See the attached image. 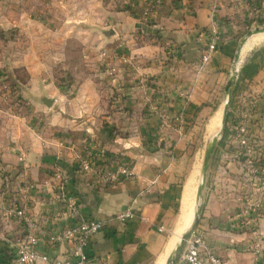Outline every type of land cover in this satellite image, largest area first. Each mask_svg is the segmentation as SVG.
I'll return each mask as SVG.
<instances>
[{
  "label": "crops",
  "instance_id": "0c3cea01",
  "mask_svg": "<svg viewBox=\"0 0 264 264\" xmlns=\"http://www.w3.org/2000/svg\"><path fill=\"white\" fill-rule=\"evenodd\" d=\"M261 3L264 5V0H182L177 3L178 9L172 17L162 19L159 24L171 29L167 31L169 38L164 41L171 43V47L178 46L180 60H171L164 66L157 59H146L145 54L149 52L143 46L139 48L138 52L144 54L139 60L140 71L152 77V83L143 85L116 79L108 88L107 95L110 93L111 99L76 97L70 103L72 113H59L54 125L44 127L40 133L34 130L8 133L10 144L0 145V168L7 169L11 187L9 195L0 190V264H14L16 241L24 231L18 218L8 214L7 209L26 208L35 216L48 212L52 197L46 191L59 186L58 173L67 185L68 199L77 202L80 217L105 221L103 231L90 241L88 254L103 258V264H159L164 259L166 264L195 222L205 152L221 129L212 133L214 120L223 116V112L216 109L226 101L240 18L260 11ZM212 27L220 30L224 39L211 59L203 63L201 56ZM261 35H253L246 49H253L255 43L262 40ZM154 45V51L161 47L160 43L154 42ZM94 90L97 91V87ZM236 98L250 111L247 121L252 127L251 136L261 144L253 152L258 158L255 163L261 177L256 176L259 180L255 182L257 188L253 189L256 191L254 199L260 206L257 212H252V233L239 234L232 239L240 248L250 245L255 249L259 244L261 249L239 253L222 248L221 230L209 226L202 231L201 225L196 228L205 241L216 246L226 258V264H264V240L259 238L260 233H264V65L257 74L245 79ZM73 119L76 123H72ZM67 127L74 129L71 138L95 137L110 151L118 152L121 159L131 163L135 176L112 184L92 183L69 163V149L56 145V136L70 135ZM63 139L64 136L60 140ZM232 142L226 137L224 144H218L210 162V184L206 187L211 216L215 203L227 204L234 197L230 191V166L239 167L237 159L231 162L229 157L238 153ZM234 142L240 143V140ZM129 206L136 209L135 218L127 222L112 218ZM240 215L244 217L246 213L242 211ZM69 222L71 220H62L59 225ZM251 237L256 238L255 242ZM40 249L67 259L71 245L50 246L42 241Z\"/></svg>",
  "mask_w": 264,
  "mask_h": 264
},
{
  "label": "rangeland",
  "instance_id": "374dc122",
  "mask_svg": "<svg viewBox=\"0 0 264 264\" xmlns=\"http://www.w3.org/2000/svg\"><path fill=\"white\" fill-rule=\"evenodd\" d=\"M181 2L182 0H0V145L10 144L8 133L13 130H34L38 134L44 127L53 126L55 116L59 113H72L70 103L76 97H93L105 101L111 99V94L107 95V92L116 79L143 85L152 83L153 78L140 71L139 60L144 54L138 52L139 48L143 46L149 52L145 54L146 59H157L164 66L171 60H180L178 46L171 47V43L164 41L169 38L168 30L171 29L166 25L160 27L159 24L162 19L171 18L175 9H178L177 3ZM260 9L240 18V34L231 70L232 72L237 67L239 78L229 104L225 125L228 132L224 138L219 136L218 142L220 145L224 144L228 137L230 142L233 141L232 147L238 149L237 154L229 156L231 162L237 159L239 167L237 169L233 164L230 166V191L234 197L227 204L215 203L212 216L209 215L211 203L207 188L210 184L208 169L196 204L197 208H201L197 225H201L202 231H206L209 226L221 230L224 235L221 236L222 248H231L239 253H254L256 248L255 252L261 249L259 244L255 249L250 245L240 248L239 243L232 239L239 234L251 235L254 225L252 212H257L260 206L253 196L256 194L253 189L257 188L255 182L259 180L256 176L261 177L255 163L258 158L253 152L261 144L251 136L252 127L248 126L247 121V112L250 111L236 97L240 85L245 81L240 79L242 66L254 61L264 63V33L261 35L262 40L255 43L251 50L246 49V44L252 36L247 38L241 49L239 62L235 61L241 41L247 37L248 32L264 28L263 3ZM218 31L223 40L224 34ZM154 42L161 45L155 51L152 48L155 46ZM94 87H97V91ZM224 105L225 103L219 105L216 110L223 112ZM75 121L73 119L72 123ZM208 123L207 119L204 124ZM67 128L70 135L56 136V145L69 149L70 164L76 166L75 156L87 143L94 142L107 148L95 137L71 138L74 129ZM63 136L65 139L60 140ZM235 140H240V143H235ZM110 152L120 158L118 152ZM217 155L220 157L219 153ZM0 178V190H5L6 195H9L11 187L7 169L0 168ZM65 179L67 180L66 177ZM202 179L203 173L200 184ZM46 193L52 197V204L53 198L61 195L60 187H52L51 190L48 188ZM242 211L246 213L244 217L240 215ZM259 238L264 240V233H260ZM251 239L255 242L256 238ZM206 244L221 259V264H226V258L216 246L209 242Z\"/></svg>",
  "mask_w": 264,
  "mask_h": 264
},
{
  "label": "built area",
  "instance_id": "2783aa9c",
  "mask_svg": "<svg viewBox=\"0 0 264 264\" xmlns=\"http://www.w3.org/2000/svg\"><path fill=\"white\" fill-rule=\"evenodd\" d=\"M209 34L207 47L201 56L203 63L211 59L212 53L218 50L222 42V36L215 27L210 29ZM75 164L77 170L96 185L112 184L135 176L130 162L116 157L105 146L94 142L87 143L76 154ZM57 176L61 179V195L53 198L48 212L35 216L26 208L7 209V213L16 216L24 228L23 234L16 241L14 264H103V258L88 254L86 249L93 237L103 231L105 221L93 217L81 218L77 202L67 197L63 176L60 173ZM136 216V209L129 206L115 213L112 218L127 222ZM62 220L71 222L60 226ZM42 241H46L50 246L71 245L69 258L61 259L41 251ZM206 262L221 264V259L209 250L204 237L195 228L185 240L174 264Z\"/></svg>",
  "mask_w": 264,
  "mask_h": 264
},
{
  "label": "water",
  "instance_id": "95a60500",
  "mask_svg": "<svg viewBox=\"0 0 264 264\" xmlns=\"http://www.w3.org/2000/svg\"><path fill=\"white\" fill-rule=\"evenodd\" d=\"M261 32H264V28H256V29L248 32L247 37L241 41V45L238 49V53L235 56L236 63L239 62L241 49H242L243 45L245 44L247 38H250L254 34L261 33ZM238 78H239V71L236 67L231 72L227 86H226V92H227L228 98L226 99L225 105H224V114H223L221 129L219 130L218 134L212 138V140L210 141V143L208 144L207 149H206L205 159H204V164H203V179H202V183L200 184L199 189H198L197 201H198V198H199V196L203 190V184H204L206 176H207V172H208V169L210 166L211 158H212V156L216 150V147L218 145L219 136L222 135V133L224 132V129H225V125H226L227 117H228V112H229V104H230V101L232 99V96H233V93L235 90V86L237 85ZM200 213H201V208L196 207L194 224L192 225L191 229L183 235V237L181 238L180 244L170 254L166 264H174L176 262L179 254L181 253V251L183 249V246L185 244V240L188 238L191 230L195 229L197 226L198 217H199Z\"/></svg>",
  "mask_w": 264,
  "mask_h": 264
},
{
  "label": "trees",
  "instance_id": "16d2710c",
  "mask_svg": "<svg viewBox=\"0 0 264 264\" xmlns=\"http://www.w3.org/2000/svg\"><path fill=\"white\" fill-rule=\"evenodd\" d=\"M263 65L264 63H257L255 61L243 65L241 68V72H240V79L245 80L247 77L257 74ZM227 132H228V127L225 126V129L223 132V138L225 137Z\"/></svg>",
  "mask_w": 264,
  "mask_h": 264
},
{
  "label": "bare ground",
  "instance_id": "6f19581e",
  "mask_svg": "<svg viewBox=\"0 0 264 264\" xmlns=\"http://www.w3.org/2000/svg\"><path fill=\"white\" fill-rule=\"evenodd\" d=\"M261 33H264V32H261ZM257 34H259V33H257ZM255 35V34H254ZM263 38V37H262ZM222 114V113H221ZM220 114V115H221ZM223 114H224V109H223ZM223 119V116L221 115V116H219L217 119H215L214 120V123H213V126H212V133H215L216 131H218L220 128H221V126H222V122H221V120ZM176 241V240H175ZM173 243H174V241H173ZM172 245V244H171ZM163 259V258H162ZM165 260V259H164ZM164 260H162L159 264H164Z\"/></svg>",
  "mask_w": 264,
  "mask_h": 264
}]
</instances>
